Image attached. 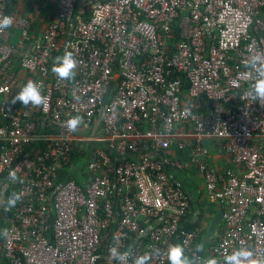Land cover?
Here are the masks:
<instances>
[{
  "label": "built area",
  "instance_id": "2783aa9c",
  "mask_svg": "<svg viewBox=\"0 0 264 264\" xmlns=\"http://www.w3.org/2000/svg\"><path fill=\"white\" fill-rule=\"evenodd\" d=\"M77 3L57 0L35 35L30 18L0 0V19L13 18L0 31V209L8 184L20 196L1 244L7 264H121L112 248L129 253L123 264L155 249L148 264H169L175 244L194 264H225L238 249L264 260V101L247 96L257 73L245 67L264 60V0ZM65 51L77 61L72 80L52 72ZM14 66L42 86L46 108L11 102ZM75 115L84 122L71 132ZM210 145L227 166L210 161ZM82 154L80 181H59ZM189 167L223 210L205 251L201 224L182 227L190 198L168 172Z\"/></svg>",
  "mask_w": 264,
  "mask_h": 264
},
{
  "label": "clouds",
  "instance_id": "9594fccd",
  "mask_svg": "<svg viewBox=\"0 0 264 264\" xmlns=\"http://www.w3.org/2000/svg\"><path fill=\"white\" fill-rule=\"evenodd\" d=\"M13 18L11 16H3L0 19V31L11 27ZM259 62V66H258ZM246 68L257 73L255 83L246 93L247 96L254 100L264 101V60L259 56H254L249 63H246ZM77 61L71 51H65L64 55L59 58V61L52 66V72L60 79L72 80L76 75ZM246 75V74H245ZM13 104L20 102L21 105H32L33 107H47V97L43 94L42 86L33 80H28L17 94L13 97ZM84 122L81 115H75L68 119L67 129L71 132L78 130V127ZM9 177L15 181L17 179L15 171H10ZM20 196L17 193H12L6 201H4L5 210L14 207L19 201ZM7 233L5 232V235ZM202 248V246H200ZM113 259L120 261L121 264L127 259L128 252H118L115 248L110 249ZM159 250L155 249L152 252H145L135 258L133 264H148V261L153 255H158ZM167 258L169 264H194L193 259L185 254L184 248L180 244H175L169 247ZM225 264H264V260L253 259V252L248 249H238L224 257ZM204 264H220V262L212 257L204 261Z\"/></svg>",
  "mask_w": 264,
  "mask_h": 264
},
{
  "label": "crops",
  "instance_id": "0c3cea01",
  "mask_svg": "<svg viewBox=\"0 0 264 264\" xmlns=\"http://www.w3.org/2000/svg\"><path fill=\"white\" fill-rule=\"evenodd\" d=\"M10 8L15 13L27 16L31 20V27L33 32L39 34L45 27L48 21L55 17L57 11V0H11ZM18 30L12 28L10 41L14 43L18 39ZM14 73V85L12 87V96L14 95L28 82V80H33L34 76L24 70L20 69L18 66H14L12 69ZM210 161L218 167H225L228 165V159L215 147L210 145ZM171 157H175L181 160H186L188 158L187 150L177 151L173 148L168 149L166 152ZM84 154V153H83ZM77 155L74 160L80 161L85 159V156ZM73 160V163L76 162ZM77 170V169H75ZM79 172V171H78ZM171 177L176 178L181 182L185 190L187 191L190 198V217L192 219L200 217L199 224H201L203 233L198 240L199 248L203 251L206 250L208 242H213L222 233V223L217 227L215 234L210 235L207 233V228L211 217L214 215L219 205L217 203L209 202L203 191V180L200 174L194 167H189L183 171L168 170ZM82 177V173L78 174ZM1 195V191H0ZM4 202V201H3ZM208 205H212V208ZM3 203V210H4ZM6 227L9 225L10 216L7 214V210L4 212ZM5 233V231H4ZM202 246V248L200 247Z\"/></svg>",
  "mask_w": 264,
  "mask_h": 264
},
{
  "label": "trees",
  "instance_id": "16d2710c",
  "mask_svg": "<svg viewBox=\"0 0 264 264\" xmlns=\"http://www.w3.org/2000/svg\"><path fill=\"white\" fill-rule=\"evenodd\" d=\"M79 1V0H78ZM78 4V3H77ZM8 10L11 11L12 9L10 8V4L8 5ZM83 9H86V5L83 4V6H81ZM77 8H79L77 6ZM180 39V32H179V29L176 27H174V33H173V37L169 40V45L170 46H173V44L178 40ZM185 82V81H184ZM185 85H186V82H185ZM77 156V155H76ZM74 156V157H76ZM80 172H78V170H75V169H70L69 167H65L63 168L61 171H60V175H59V181H64V180H67V179H71L73 178L76 182H79L80 178L79 175ZM1 184H0V191H1ZM184 188V187H183ZM185 189V188H184ZM16 190V185L10 183L7 185V187L5 188L4 192H3V201H6L7 198L12 194L14 193V191ZM212 208V205H208ZM3 208V207H2ZM0 209V224L1 226H4V228L6 227V221H5V215H4V212H5V208L4 210L3 209ZM213 209V208H212ZM2 211V212H1ZM7 214L8 216H11V208L7 210ZM190 210H189V213L188 215L186 216V219L182 222V227L183 228H192L195 224H198L199 223V220H200V217L198 218H195V219H192L190 217ZM4 236V235H3ZM3 236H0V239L3 240ZM211 242H208V244H210ZM0 264H7V260L4 258V256L2 255V253L0 252Z\"/></svg>",
  "mask_w": 264,
  "mask_h": 264
},
{
  "label": "water",
  "instance_id": "95a60500",
  "mask_svg": "<svg viewBox=\"0 0 264 264\" xmlns=\"http://www.w3.org/2000/svg\"><path fill=\"white\" fill-rule=\"evenodd\" d=\"M8 4H10L11 0H7ZM222 207L219 206L214 215L211 217L208 228H207V233L210 235H213L217 231V227L219 224L222 222Z\"/></svg>",
  "mask_w": 264,
  "mask_h": 264
},
{
  "label": "rangeland",
  "instance_id": "374dc122",
  "mask_svg": "<svg viewBox=\"0 0 264 264\" xmlns=\"http://www.w3.org/2000/svg\"><path fill=\"white\" fill-rule=\"evenodd\" d=\"M85 3H86V0H79L78 1V4H77V6L79 7L78 9L79 10L82 9L81 6H83V4H85ZM74 161L76 162V167H77V168H74V169H78V171L80 170L79 172H82V171L86 170V161H87V158L86 157L83 160H80V161L74 160ZM4 231H5L4 226H1V224H0V236H3L4 235ZM1 244H2V240L0 239V252H1Z\"/></svg>",
  "mask_w": 264,
  "mask_h": 264
}]
</instances>
